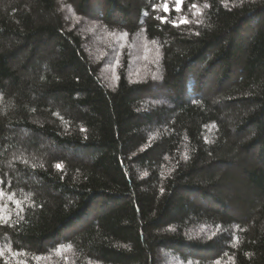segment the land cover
<instances>
[{
  "label": "trees",
  "instance_id": "1",
  "mask_svg": "<svg viewBox=\"0 0 264 264\" xmlns=\"http://www.w3.org/2000/svg\"><path fill=\"white\" fill-rule=\"evenodd\" d=\"M164 2L0 0V264H264V0Z\"/></svg>",
  "mask_w": 264,
  "mask_h": 264
},
{
  "label": "snow or ice",
  "instance_id": "2",
  "mask_svg": "<svg viewBox=\"0 0 264 264\" xmlns=\"http://www.w3.org/2000/svg\"><path fill=\"white\" fill-rule=\"evenodd\" d=\"M184 2H185V0H174V3H175V11L176 12H180L181 11V8H182V6L184 5ZM191 7L192 8H196L197 7V5L195 4V3H193L192 5H191ZM163 11L165 12V13H170L171 11H173V9L172 8H170V6H169V4L166 2V0H165V2L163 3ZM162 21H166V17H161L160 18ZM189 21L185 18V19H182L179 23H188ZM174 26H179V24L178 23H175L174 22ZM125 35H127L126 33H125ZM55 167H57L58 169H60V168H62V165L61 164H56L55 165ZM0 195H3V192L2 191H0ZM70 247V246H69Z\"/></svg>",
  "mask_w": 264,
  "mask_h": 264
},
{
  "label": "rangeland",
  "instance_id": "3",
  "mask_svg": "<svg viewBox=\"0 0 264 264\" xmlns=\"http://www.w3.org/2000/svg\"><path fill=\"white\" fill-rule=\"evenodd\" d=\"M246 158V157H245ZM251 160V159H250ZM253 161V160H252ZM238 174H239V176H240V172L238 171Z\"/></svg>",
  "mask_w": 264,
  "mask_h": 264
}]
</instances>
